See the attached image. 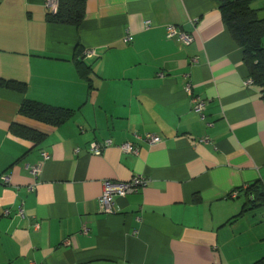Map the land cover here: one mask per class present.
Wrapping results in <instances>:
<instances>
[{
  "label": "crops",
  "instance_id": "obj_1",
  "mask_svg": "<svg viewBox=\"0 0 264 264\" xmlns=\"http://www.w3.org/2000/svg\"><path fill=\"white\" fill-rule=\"evenodd\" d=\"M47 1L0 0V177L8 178L0 181V264L262 262L264 207L242 212L247 190L264 187V101L247 84L243 50L218 4L85 0L76 28L46 22L54 13ZM252 7L264 20V0ZM170 25L192 41L167 39ZM85 50L95 56L83 58ZM75 59L91 69L89 84ZM193 96L207 103L203 120ZM24 100L73 115L51 127L20 116ZM12 124L43 141L12 135ZM147 134L161 142L149 145ZM105 140L112 144L100 155L89 152L90 143ZM123 143L137 154L120 151ZM41 152L49 159L29 191L36 180L26 166L42 161ZM136 175L146 187L116 198L113 214L99 211L105 183Z\"/></svg>",
  "mask_w": 264,
  "mask_h": 264
},
{
  "label": "trees",
  "instance_id": "obj_2",
  "mask_svg": "<svg viewBox=\"0 0 264 264\" xmlns=\"http://www.w3.org/2000/svg\"><path fill=\"white\" fill-rule=\"evenodd\" d=\"M219 6L221 20L226 26L231 39L243 50V60L248 70V78L261 89L264 101V20L257 17L252 5L257 0H213ZM55 13L47 14L45 21L52 24L79 27L85 16V0H59ZM176 27V26H175ZM177 28V27H176ZM178 29V28H177ZM178 31H180L178 29ZM188 45V44H184ZM75 68L80 78L89 84L91 69L83 59L76 60ZM6 88L24 93L25 85L15 82H2ZM90 88V86H89ZM19 115L51 127H59L73 115L70 110L55 108L34 101L24 100L18 111ZM12 135L40 144L44 135L27 128L12 124L9 128ZM246 207L243 212L253 208L264 207V187L262 183L252 185L245 194ZM199 202V197H193ZM248 207V208H247ZM242 213L240 216H242ZM256 264H264L262 262Z\"/></svg>",
  "mask_w": 264,
  "mask_h": 264
},
{
  "label": "built area",
  "instance_id": "obj_3",
  "mask_svg": "<svg viewBox=\"0 0 264 264\" xmlns=\"http://www.w3.org/2000/svg\"><path fill=\"white\" fill-rule=\"evenodd\" d=\"M47 6L49 9H51L54 13L56 12L58 2L56 0H49L47 1ZM150 21L144 22V27H149ZM166 38L176 41L181 44H189L192 41V37L190 34L178 31V29L175 26H167L165 29ZM123 41L125 43H129L132 41L131 35L129 32L125 33V37L123 38ZM83 58H92L95 56L94 51L91 50H85L83 52ZM191 63H196V59L191 60ZM162 76V75H161ZM183 78L186 81V84L184 86V91L189 96H192V85L189 79L188 75H183ZM247 84L253 85L252 79L247 80ZM192 103V109L193 112L199 115L200 119H204L203 111L205 110L207 103L205 100L201 99L200 97L193 96L191 98ZM210 125V124H209ZM144 141L148 143L149 145H157L161 142L160 138L156 135L147 134L144 136ZM208 141L207 138H203L201 142L206 143ZM112 142L110 140H105L102 142H93L90 143L89 152L92 155H100L102 151H104L107 147L111 146ZM120 151L126 154H133L136 155L138 150L137 148L131 144V143H123L119 146ZM78 152V149L75 150V153ZM41 158L42 161L37 163L36 165H27L26 169L28 170L31 177H33L36 182L34 185L30 186L28 188L29 191H34V189L37 186L38 179L40 177L42 167L45 161L49 159V155L45 152H41ZM7 177L1 176L0 181L6 183ZM148 181L141 176H134L132 177L128 182L126 183H105L104 189L102 191L101 196L98 199V205H99V211L105 214H113L114 208H115V199L120 197L123 198L127 195L136 193L139 189H142L147 186ZM234 197V194L232 195ZM19 215L23 216V207L22 205L18 208ZM5 215H8L9 212L6 210L4 211ZM83 232L86 234L87 229L83 228Z\"/></svg>",
  "mask_w": 264,
  "mask_h": 264
}]
</instances>
